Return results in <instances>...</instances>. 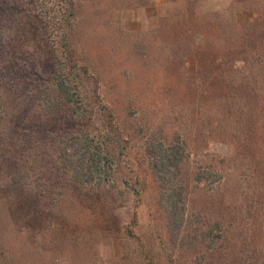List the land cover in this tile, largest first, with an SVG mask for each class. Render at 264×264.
<instances>
[{
  "label": "rangeland",
  "instance_id": "obj_1",
  "mask_svg": "<svg viewBox=\"0 0 264 264\" xmlns=\"http://www.w3.org/2000/svg\"><path fill=\"white\" fill-rule=\"evenodd\" d=\"M0 1L9 6L0 13V264H264V96H236L231 138L201 133L214 127L210 112L235 96H212L220 85L207 87L212 81L189 52L201 51L194 43L170 47V26L178 23L170 16L190 0H72L73 10L61 0ZM194 7L202 22L222 26V41L264 28V0ZM69 14V44L89 66L81 71L83 123L71 104L49 110L60 96L56 57L69 59L62 31ZM105 105L136 138L135 149L120 157L114 183L83 186L62 163L61 140L111 130ZM175 132L188 143L191 168L212 171L210 181L193 185L189 229L176 234L152 176L135 165L146 133ZM217 222L227 238L214 232L213 243L192 241L193 230Z\"/></svg>",
  "mask_w": 264,
  "mask_h": 264
},
{
  "label": "trees",
  "instance_id": "obj_2",
  "mask_svg": "<svg viewBox=\"0 0 264 264\" xmlns=\"http://www.w3.org/2000/svg\"><path fill=\"white\" fill-rule=\"evenodd\" d=\"M61 1L67 3L66 6L73 10L72 0ZM198 1L194 0L192 3L190 0L187 5L190 7L188 10H179L170 16L171 20H178L175 27L170 26V47H178L183 42L187 45L186 47H191V45L193 47L192 43H194L201 51L192 48L189 52L190 55H194L200 73L203 74L202 72L205 71L204 74L212 81L207 87L215 83L220 85L219 90H212V96H220L219 93L221 96H235L234 99H226L215 113L210 112L213 116V122L210 124L214 127L210 130L209 128L201 130L206 138L213 136L222 139L227 136L231 138L238 124L235 110L238 102L236 96H249L250 92L254 96H264L261 88L264 87V28L261 34L253 33L244 38L236 37V39L230 37L229 40L222 41L221 32H219L222 26L218 23L202 22L200 17L199 19L194 15L196 13L194 5ZM8 8L9 6L5 10L0 1V13L8 11ZM67 16L64 19L65 25L62 31L63 46L69 59L64 60L61 55L56 57L57 66L53 75V85L60 96H56V102L49 104V110L55 109L59 104H71L74 113L83 123L86 118L84 113L79 111L81 109L79 102L83 100V97L79 95L82 94L80 87L85 75L82 76L81 71H84L83 74L87 73L89 66L77 58V50L69 44L68 36L71 34L72 24L69 22L70 14ZM179 21H181L180 24ZM261 22L264 25V17ZM213 27L216 28L214 36L211 34ZM195 28L203 33H195ZM104 108L111 114L109 124L111 130L106 129L99 132L78 130L61 140L62 163L74 181L83 186L102 187L114 183L120 166V157L126 158V156L133 155L132 150L135 149L131 144L136 138L129 133L126 134L121 128L116 112L106 105ZM246 118L244 122L242 121V127H246L244 126L245 121H248ZM112 131L115 134L113 137L110 134ZM171 137L161 135L157 138L155 134L146 133L141 138L143 144L138 149L139 156L136 155L135 165L138 169L144 168L147 170L144 173L152 176L158 189L160 204L166 211L168 226L176 234L189 229L187 208L189 197L193 193V185L206 182L212 171L195 172L190 166L191 152L186 139L184 140L176 132ZM135 175L137 183L145 187V179L141 178L142 172L136 170ZM219 178V182L224 184L225 175L222 173ZM193 231L192 241L201 238V241L196 243L202 241L213 243L215 237L218 240L225 239L230 232L225 229L223 222H217L215 226L206 230L196 228ZM214 232H217L215 237ZM130 235L133 236V232L130 231Z\"/></svg>",
  "mask_w": 264,
  "mask_h": 264
}]
</instances>
